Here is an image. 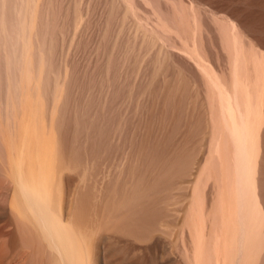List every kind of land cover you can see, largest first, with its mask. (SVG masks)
Returning a JSON list of instances; mask_svg holds the SVG:
<instances>
[{"label":"bare ground","instance_id":"6f19581e","mask_svg":"<svg viewBox=\"0 0 264 264\" xmlns=\"http://www.w3.org/2000/svg\"><path fill=\"white\" fill-rule=\"evenodd\" d=\"M17 1L0 0L8 84L7 98H0V264H264V0H119L121 7L113 1L111 10L122 8L119 22L140 38L134 37L138 48V41L126 43L123 63L132 49H153L160 71L176 70L169 74L181 94L193 90L188 98L203 99L209 136L196 168L182 151L178 162L151 175L154 186L143 182L147 173L133 172L99 191L92 189L94 163L75 160L77 139L69 147L63 83L55 80L51 98H43L50 73L41 59L49 52L38 29L47 12L39 16V0ZM110 13L106 22L117 15ZM49 22L42 32L51 35ZM168 182L181 191L171 219L164 207ZM163 227L175 234L169 246L156 234Z\"/></svg>","mask_w":264,"mask_h":264},{"label":"rangeland","instance_id":"374dc122","mask_svg":"<svg viewBox=\"0 0 264 264\" xmlns=\"http://www.w3.org/2000/svg\"><path fill=\"white\" fill-rule=\"evenodd\" d=\"M47 1L48 0H39V16L45 12L47 13H45V24H43V22L40 24L39 22V25H41L42 28L38 25V27L41 28V31L38 29L40 32L38 34L39 36L42 35L39 39H46V41L42 39V42H40H45L44 44H46L48 41L46 44L47 47H43L49 52V58L48 55H45L47 57L46 61H48V67L45 73H48L47 76L50 73V79H48V84H50V87H48L49 97L46 98H51L55 80L59 84L63 83L65 94L63 93L64 96L61 95L62 97L60 98L64 99L63 102L68 100V103L67 101L65 102L68 104L67 106H69V110L68 113L65 112V114L67 113L68 115H66L67 120L70 119L68 121L70 124L68 123L69 126L67 125L69 128L68 130L70 131L69 139L73 136V139H71V142L68 144L72 149V146L79 141L76 144L78 146L80 143L79 148L82 146L83 149L81 148L82 151L80 152V149L77 147V150L81 153V155H79V160L76 154L75 160L80 163H83L85 160L84 164L87 165L89 163L88 165L90 166L94 163L95 166L93 167L97 170L95 173L92 168L94 172L92 171L93 173L91 172V174L93 175V178L96 179L95 181L93 179L94 183L92 181V187L94 186L96 190L99 191L102 187L104 188L105 185H109L108 181L113 180V177L116 176L118 179L119 177L124 176V179L130 174H133V172H137L138 175L135 173L137 176H141V174L145 175L147 173L145 178L148 179L143 178L145 179L143 182L146 184L149 180H151L152 183V180H154L153 184H150L149 182L151 186H154L156 181L153 178H155L157 174L162 173L159 172V169L160 171H163V166H166L168 163V165H170L172 162H178L181 158L182 151H184V154L186 153V163H189V166L191 165L190 168L193 166L196 168L198 166V162H200V160L202 161L206 154V149L204 147L207 146L204 144L207 145V135L209 136V134H207V132H209V128L207 129V116L204 113L206 112V108H204L205 104H203V99L188 98L193 96V90L190 89L189 90L192 95L190 94V96L185 98L184 95L181 94L180 82L178 78L170 77L171 73V76H175L174 73L176 74V70L173 69V66L172 68L170 65L168 66L169 68H161L162 70H165L162 72L159 69L160 66L158 61H154L156 54L153 49L151 52L150 50L148 52V49L145 50L144 48L137 49L140 44V41H138L140 39L138 37L139 35L137 34L134 36L138 39L135 40L133 33H131L132 31L127 26L128 23H122L121 19L119 22V17L121 15L120 9L122 10V8H120L122 6L121 2L119 0H112L111 3L110 0ZM106 1L108 2L106 3ZM113 1L116 2L115 5H121L117 8L119 11L116 9L117 6L115 7V12L113 10L114 8L111 10V4L114 5ZM17 2H19V0ZM17 5L19 6V4ZM42 8L43 10L40 11ZM52 8L55 12L52 11ZM78 10H80V12H78ZM108 11L109 13H112L113 11L112 16L113 14L116 15V12H119L120 15L117 14L114 19V16L112 17L110 13L113 20L109 19L110 23H108L109 21L106 22L105 20L107 19L106 13L108 14ZM60 12L63 13V17H61L62 15ZM52 13L55 14L53 15ZM78 13L79 17L76 18ZM51 16H55V21L60 17L59 19L61 23L58 25L55 24L60 21L58 20V22H55L54 18ZM42 19L44 20V16ZM116 19L117 21L114 22ZM47 21L49 22V25L54 22V27L57 29V31H55L54 28L50 29L51 35H49V30L46 31L47 35L45 34V31L44 33L42 32L43 28L47 29L49 27ZM62 24L63 26H61ZM125 24L126 26H124ZM52 25L50 26L51 28ZM106 28L109 30H106ZM53 30L56 32L55 34L52 32ZM105 30L107 32H105ZM129 30L131 32H129ZM52 34H54V36H52ZM127 39L129 41H127ZM130 40H132V43ZM53 41L56 43L52 44ZM133 41L134 43L135 41H138L135 43L138 53L137 50L134 51L132 49V52L135 53H132L133 55L129 56L127 60H124L123 63L122 60L124 58L122 55L124 56L126 52V43L130 42L134 45ZM122 47L124 49L120 50ZM50 51H52V53ZM119 51H122V54H120ZM2 53H4L3 49ZM132 56L133 58H131ZM118 57L122 62L118 61ZM129 58H131V62L129 61L128 63L126 61H128ZM3 62L4 59L2 54V56H0V98H7V74ZM154 62L157 63L156 66L154 65ZM49 63L52 67L49 66ZM120 63L125 65H121ZM50 67L53 71L48 70ZM156 71L158 72L155 73ZM66 72L68 73L66 74ZM152 72L154 73V76H152ZM8 76L13 79L12 77L14 74L9 73ZM187 84L190 88H193L191 83ZM187 94H189L188 90ZM66 103H64V109L67 111L68 107L66 106ZM200 119L201 121L199 122ZM80 121L82 125L80 124ZM198 123L201 125L200 127ZM75 134H77V136ZM80 136L81 139H79ZM193 148H196L194 150L195 152L193 151ZM156 162H158L160 166H158ZM151 163L153 164L152 166ZM161 163L164 164L162 165ZM131 164V168L133 167L132 169L130 168ZM148 165L151 168L154 165H157L158 167L154 166L152 170L150 168V170H148ZM157 169L158 172H156ZM154 172L157 174L155 173V175ZM152 174L155 176L151 177ZM176 175V173H172V176H175V178L178 177ZM97 180L98 182L96 184ZM114 180L112 182H114ZM149 184L147 183V185ZM166 184L168 185V187L165 185L168 190L164 186V189H166V191H164L165 194H172L173 192V195H167L169 203L168 206H164L170 214L171 219L172 216H176L177 210L182 206H180L181 201L178 200L179 195H176L179 194V192L181 193V191H179L174 182H171V187L169 186V182ZM94 187L92 188L93 190ZM173 187H177L176 190L179 192L177 193ZM169 188L171 191H169ZM169 195L171 197H169ZM169 198H171V201ZM172 199L177 201L173 202ZM161 229L163 231L160 230L156 232L157 236L158 234H161L160 238L163 239H160V243L162 242V244L164 243L166 245L167 243L172 242L175 237L174 231L169 227H163ZM165 245L162 246L165 247ZM166 246L169 245L167 244Z\"/></svg>","mask_w":264,"mask_h":264},{"label":"water","instance_id":"95a60500","mask_svg":"<svg viewBox=\"0 0 264 264\" xmlns=\"http://www.w3.org/2000/svg\"><path fill=\"white\" fill-rule=\"evenodd\" d=\"M28 17V16H27ZM6 23V22H5ZM7 36H8V34H7ZM9 37V36H8ZM34 37V36H33ZM33 37L32 38H30V44H31V46H32V52H31V54H30V57H31V59H32V62H35L36 61V53H35V51H34V47H33V45H32V41H33ZM32 39V40H31ZM7 41H9V39H7ZM19 52H20V50H19ZM18 52V53H19ZM17 56H18V54H17ZM46 57V56H45ZM45 57H43L42 59H41V64H43L44 65V63H45V61H46V58ZM45 72H46V70H45ZM44 75H45V73H44ZM13 85H12V82H10L9 83V93H10V95H12V92H13V87H12ZM57 95H59V94H57ZM43 98H46V97H43Z\"/></svg>","mask_w":264,"mask_h":264}]
</instances>
